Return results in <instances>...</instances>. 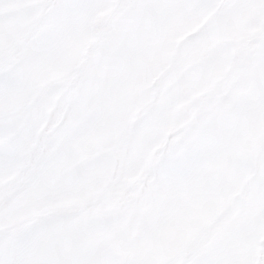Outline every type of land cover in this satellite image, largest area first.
I'll return each mask as SVG.
<instances>
[{
  "label": "snow or ice",
  "instance_id": "snow-or-ice-1",
  "mask_svg": "<svg viewBox=\"0 0 264 264\" xmlns=\"http://www.w3.org/2000/svg\"><path fill=\"white\" fill-rule=\"evenodd\" d=\"M0 264H264V0H0Z\"/></svg>",
  "mask_w": 264,
  "mask_h": 264
}]
</instances>
